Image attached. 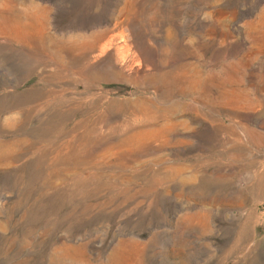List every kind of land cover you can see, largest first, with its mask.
<instances>
[{"label": "rangeland", "instance_id": "obj_1", "mask_svg": "<svg viewBox=\"0 0 264 264\" xmlns=\"http://www.w3.org/2000/svg\"><path fill=\"white\" fill-rule=\"evenodd\" d=\"M0 264H264V0H0Z\"/></svg>", "mask_w": 264, "mask_h": 264}]
</instances>
